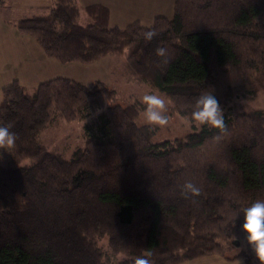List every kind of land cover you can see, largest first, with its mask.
<instances>
[{"label":"trees","instance_id":"trees-1","mask_svg":"<svg viewBox=\"0 0 264 264\" xmlns=\"http://www.w3.org/2000/svg\"><path fill=\"white\" fill-rule=\"evenodd\" d=\"M85 11L90 22L81 25L75 0H52L15 23L60 63L123 56L127 77L169 98L188 121L202 94L224 105L260 86L264 0H175L170 18L123 28L108 26L102 4ZM148 30L156 32L150 42ZM115 98L102 81L67 77L32 91L17 80L2 87L0 126L11 124L17 140L0 150V264H133L146 252L152 264L212 253L260 264L240 225L242 209L264 200V111L224 114L223 132L200 125L156 142L155 126L137 123L144 107L109 104ZM56 118L91 119L68 160L39 140ZM186 181L198 196L182 194Z\"/></svg>","mask_w":264,"mask_h":264},{"label":"rangeland","instance_id":"rangeland-1","mask_svg":"<svg viewBox=\"0 0 264 264\" xmlns=\"http://www.w3.org/2000/svg\"><path fill=\"white\" fill-rule=\"evenodd\" d=\"M163 1L164 4L158 6L157 11H160L158 13L161 16L170 18L175 0ZM76 3L79 7L78 23L81 25L89 23L90 18L85 11L86 6L80 0H76ZM121 5L123 4L119 0L111 2L113 18H110V20L108 18V26L123 28L133 23V20L126 19L123 13L120 12ZM131 5V0H126V6L130 8ZM29 16L31 15L26 17ZM15 18L6 10H0V100L2 87L13 80H17L28 91H32L40 82L55 77L71 78L87 86H92L95 81H102L116 91L115 100L109 104L124 106L137 102L145 107L141 103L142 97L153 92L165 99L169 123L164 127L153 125L156 128L154 141L172 140L183 136L187 132L199 130L200 125L188 123L186 118L173 111L172 101L169 98L150 87L147 83L138 82L127 77L123 70V56L106 54L98 60L88 63H60L56 59L45 55L34 37L19 31L14 21L19 19L18 15ZM153 21L151 19L148 23L141 24L150 26ZM256 77L260 80V86L255 95L246 98L236 97L228 104L220 105L224 114L234 115L250 109L264 111V73L258 74ZM90 120V118L72 121H65L60 118L53 119L40 132L39 140L49 150L60 153L65 160H68L73 150L84 144V125L89 123ZM137 123L148 124L144 120L143 110L139 113ZM100 243L104 246L106 239H101ZM213 254L218 253L209 255ZM209 255L185 260L178 264H200V260ZM227 255H229V252H227ZM122 256L123 254H118L117 258Z\"/></svg>","mask_w":264,"mask_h":264},{"label":"clouds","instance_id":"clouds-1","mask_svg":"<svg viewBox=\"0 0 264 264\" xmlns=\"http://www.w3.org/2000/svg\"><path fill=\"white\" fill-rule=\"evenodd\" d=\"M156 36L155 30H148L143 33L145 41L150 42ZM156 55L163 58V63H168V52L164 47H157ZM141 103L145 106L143 109L144 120L149 125L164 127L169 123L165 99L161 95L153 92L145 94ZM188 123L206 125L213 129H219L221 132L226 130L224 112L217 98L212 92L200 95L193 105ZM11 124L0 126V150L8 152L15 146L17 134L11 130ZM182 194L187 197H193L200 194V189L190 181H186L182 186ZM243 223L241 230L246 233L247 244L255 252L260 264H264V200H256L242 209ZM151 252H146L138 256L133 264H152ZM219 264H223L221 258L217 257Z\"/></svg>","mask_w":264,"mask_h":264},{"label":"crops","instance_id":"crops-1","mask_svg":"<svg viewBox=\"0 0 264 264\" xmlns=\"http://www.w3.org/2000/svg\"><path fill=\"white\" fill-rule=\"evenodd\" d=\"M84 6L91 4L99 3L106 6L109 10V20L113 18V11L111 8V2L113 0H80ZM76 2V0H75ZM123 5L120 12L123 13V16L126 19L137 21L141 23H148L152 19L161 16L157 11L158 6L164 4L163 0H131V7L126 6V0H119ZM77 4V3H76ZM52 5V0H9L8 3H0V10H6L15 18L18 15L20 19L23 16L31 15L39 9L48 8ZM79 8V7H78ZM154 9V10H153ZM16 21V20H14ZM142 25V24H141ZM147 25V24H144ZM143 25V26H144ZM219 257L222 259L223 264H243L242 259H236L228 261L218 254H213L206 256L200 260V264H219V261L216 258Z\"/></svg>","mask_w":264,"mask_h":264}]
</instances>
